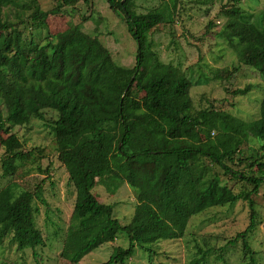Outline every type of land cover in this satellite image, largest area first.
Masks as SVG:
<instances>
[{
    "label": "trees",
    "instance_id": "obj_1",
    "mask_svg": "<svg viewBox=\"0 0 264 264\" xmlns=\"http://www.w3.org/2000/svg\"><path fill=\"white\" fill-rule=\"evenodd\" d=\"M81 1L58 0L57 8L66 11ZM231 1L223 34L236 47L239 62L264 79V8L252 20L242 0ZM108 2L136 41L133 67L119 65L81 24L65 34L49 33L51 13L38 0H0L3 177L13 176L31 155L22 151L12 129L33 119L47 121L46 111H54L57 118L46 125L76 191L62 259L80 264L125 233L129 246L116 247L101 264H128L137 247L154 254L157 242L186 239L194 216L243 201L250 224L237 238L244 252L240 264H259L248 237L258 225L254 197L264 183V99L260 117L250 122L214 108L196 110L192 81L161 62L148 40L167 21L164 13L137 14L132 0ZM42 31L47 35L38 40ZM250 89L233 93L246 95ZM249 143L254 145L246 152ZM236 165L244 168L234 170ZM222 175L241 183L240 190L229 187ZM98 180L114 189L123 183L135 189L137 205L129 224L116 218L114 205L96 198ZM41 191V186L34 192L20 190L16 183L0 190V244L12 236L18 250L31 248L34 258L36 249L46 245L33 204ZM209 251L192 264L204 262Z\"/></svg>",
    "mask_w": 264,
    "mask_h": 264
},
{
    "label": "rangeland",
    "instance_id": "obj_2",
    "mask_svg": "<svg viewBox=\"0 0 264 264\" xmlns=\"http://www.w3.org/2000/svg\"><path fill=\"white\" fill-rule=\"evenodd\" d=\"M41 9L50 11L48 32L61 35L81 24L85 33L98 37L111 51L119 65L133 67L136 62L137 44L122 16L109 6L108 0H82L74 8H57L58 0H38ZM231 0H132L137 14L157 10L164 13L167 21L148 36L159 60L179 68L193 83L190 95L196 110L214 108L228 112L246 122L260 117L264 99V79L259 72L239 62L236 47L223 34L227 21L225 7ZM241 8L254 20L264 8V0H242ZM171 12L173 17L171 18ZM11 19H14L12 17ZM42 31L37 39H44ZM250 86L246 95L233 92ZM57 113L46 111L47 121L33 119L25 126L12 130L22 142V151L30 152L26 161L19 163L17 172L3 177L1 161L5 149L0 146V190L16 183L20 190L36 191L41 186L33 204L37 212L35 220L46 241L45 247L37 248L34 258L31 248L19 251L6 237L0 244V264H71L61 258L64 238L70 223L76 200V191L70 182L65 166L60 162L54 133L47 123L57 118ZM249 143L244 150L249 152ZM244 166H234V170ZM49 169V170H48ZM218 173L223 171L216 169ZM235 191L241 183L221 176ZM135 189L127 183L117 189L104 180H98L94 190L96 198L115 207V216L123 225L130 223L137 199ZM258 213V225L248 237L259 264H264V183L254 197ZM250 224L248 204L239 201L234 205L212 208L194 216L188 226L186 239L160 241L154 244L156 253L137 247L128 264H192L210 250L200 264H240L244 260L242 240L238 235ZM127 248L128 237L121 233L115 244H105L90 253L80 264H101L109 260L116 247ZM222 259H216V257Z\"/></svg>",
    "mask_w": 264,
    "mask_h": 264
}]
</instances>
